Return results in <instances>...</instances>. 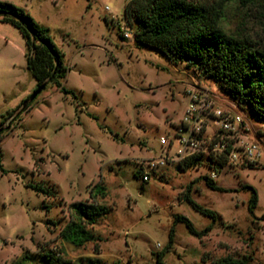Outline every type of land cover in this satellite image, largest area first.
Wrapping results in <instances>:
<instances>
[{
	"label": "rangeland",
	"instance_id": "1",
	"mask_svg": "<svg viewBox=\"0 0 264 264\" xmlns=\"http://www.w3.org/2000/svg\"><path fill=\"white\" fill-rule=\"evenodd\" d=\"M0 1L23 9L47 31L68 68L63 86L70 92L49 84L29 102L36 82L26 70L24 40L0 22V264H45L42 253L60 254L70 264H157L172 228L163 264H210L225 256L264 264V121L199 71L138 45L135 27L123 18L129 0ZM223 27L264 42L259 10L229 5ZM193 88L208 90L242 117L258 156L225 168L182 163L143 183L135 173L161 155L159 140L182 118ZM205 179L224 192L209 189ZM95 186L106 192L96 202L107 213L88 227L101 239L99 255L94 243L74 247L58 236L75 218L71 205L90 203ZM188 187L191 200L217 220L185 201ZM244 187L257 194L252 215L251 190ZM176 216L202 235L174 225Z\"/></svg>",
	"mask_w": 264,
	"mask_h": 264
},
{
	"label": "trees",
	"instance_id": "2",
	"mask_svg": "<svg viewBox=\"0 0 264 264\" xmlns=\"http://www.w3.org/2000/svg\"><path fill=\"white\" fill-rule=\"evenodd\" d=\"M234 3L243 9L264 12V0H212L211 4L207 0H129L123 18L126 25L135 27L133 35L138 45L159 52L173 65L185 63L199 71L218 84L238 107L248 106L253 116L264 121V42L243 31L228 32L223 27L226 9ZM0 22L20 32L25 45L26 70L36 82V88L42 84L46 87L53 84L61 92L69 94L63 86L68 68L47 31L23 9L8 2L0 1ZM24 111L28 112V107ZM192 163L188 161L184 165ZM224 163L222 160L220 165ZM135 174L139 177L138 172ZM205 183L212 191L224 192L212 180L205 179ZM35 189L39 191L38 187ZM94 189L95 192L90 193V203L71 205L75 218L60 228L58 236L74 247L94 243L93 252L99 255L97 242L101 239L88 227L96 223L97 217L107 213L106 208L96 202V197L104 198L106 192L103 186H95ZM244 189L251 190L248 211L252 215L257 205V194L251 188ZM189 192L190 187L184 196L185 201L201 215L217 220L218 215L193 202ZM177 223L185 224L195 237L202 235L183 216L174 218V225ZM173 237L172 228L168 247L157 254V264H163L162 259L170 249ZM41 259L45 264H70L60 254L42 253ZM249 261L250 258L225 256L210 264H249Z\"/></svg>",
	"mask_w": 264,
	"mask_h": 264
},
{
	"label": "built area",
	"instance_id": "3",
	"mask_svg": "<svg viewBox=\"0 0 264 264\" xmlns=\"http://www.w3.org/2000/svg\"><path fill=\"white\" fill-rule=\"evenodd\" d=\"M130 36L124 34L125 38ZM216 99L208 90L193 88L187 92L182 118L170 125L159 140L161 155L140 164L138 173L143 183L165 167L188 161L220 163L224 160L223 168L255 161L258 147L245 139L242 117L221 107Z\"/></svg>",
	"mask_w": 264,
	"mask_h": 264
},
{
	"label": "water",
	"instance_id": "4",
	"mask_svg": "<svg viewBox=\"0 0 264 264\" xmlns=\"http://www.w3.org/2000/svg\"><path fill=\"white\" fill-rule=\"evenodd\" d=\"M45 88H46V84H42L41 86L37 87L28 101L32 102Z\"/></svg>",
	"mask_w": 264,
	"mask_h": 264
}]
</instances>
